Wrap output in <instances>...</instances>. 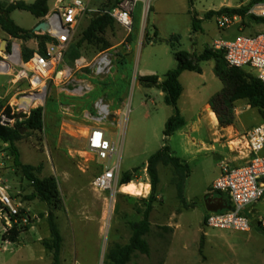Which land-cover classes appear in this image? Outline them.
I'll use <instances>...</instances> for the list:
<instances>
[{
  "label": "rangeland",
  "instance_id": "obj_1",
  "mask_svg": "<svg viewBox=\"0 0 264 264\" xmlns=\"http://www.w3.org/2000/svg\"><path fill=\"white\" fill-rule=\"evenodd\" d=\"M21 1L30 4L34 0H0V3L8 6ZM84 1L89 2L91 8L106 13L112 11L119 0ZM252 1L155 0L150 10L142 4L138 6L131 33L115 22L112 28L97 33L90 41L84 39V34L93 16L83 21L68 50L65 67H75L76 61L72 60L75 50L79 54L77 60L84 59L89 64L100 54L109 52L113 59L110 73L97 76L93 67L84 68L69 82L47 83L46 99L38 106L44 109L43 131L25 130L23 138L15 144L20 162L35 167L34 174L38 178L54 176L58 181L63 201L55 214L64 238L62 264H109L110 249L129 243V224L141 220L143 214L139 211L144 212L149 204L152 205V232L146 239L151 254L136 253L129 264H264V233L257 225L250 232L208 228L203 201V196L222 172V162L229 159L226 149L216 144L214 150L210 143L218 138L224 141L244 136L264 122V110L252 109L246 101L237 102L234 125L222 127L208 106L224 87L214 73L215 62L201 63L202 74L185 72L181 75L184 92L179 109L186 126L169 138L168 145L172 155L190 166L185 185L189 205H182L177 198L174 169L162 164L158 166L160 184L156 198L150 203L151 185L146 166L149 158L164 145L166 123L174 115V109L165 104L159 89L145 87L139 82L140 77L152 75L163 80L169 71L176 69L175 51L201 55L206 49H214L216 41H235L239 37L263 33L264 23H258L247 12L239 15L242 20L233 26L220 28L218 25V11L249 9ZM53 6L51 1L49 9ZM208 13L213 16L207 18ZM193 16L198 20L196 30ZM11 17L18 26L33 33L41 23V19L23 11H15ZM156 29L159 35L154 38ZM147 37H151V42ZM34 41L36 47L27 48L24 40L12 38L1 30L0 53H11L16 44L24 59L27 51H39L38 42ZM107 47L109 49L105 50ZM1 74L0 91H7L11 88V78ZM80 83H87L89 91L75 93ZM19 90L14 87L6 101L13 98L12 102L17 103L20 93H29L26 83L20 85ZM100 99L120 115L115 127L93 120L95 103ZM98 126L107 129V135L122 151L120 179L123 173L136 169L133 183L141 185L142 195L118 193L115 202L109 203L110 193H99L93 188L94 179L104 168L98 160L86 155V136L91 128ZM238 131L246 133L239 135ZM1 179L9 187L10 195L24 207L32 208V224L43 216L44 210L48 211L47 205L39 200H28L34 192L32 184L15 166L9 144L0 141ZM147 185L150 188L147 189ZM38 226L41 230L38 228L25 235V241L37 242L39 236L49 233L47 221L40 219ZM163 227H170L173 233ZM1 239L0 235L2 249ZM26 261L30 260L26 258Z\"/></svg>",
  "mask_w": 264,
  "mask_h": 264
},
{
  "label": "built area",
  "instance_id": "obj_2",
  "mask_svg": "<svg viewBox=\"0 0 264 264\" xmlns=\"http://www.w3.org/2000/svg\"><path fill=\"white\" fill-rule=\"evenodd\" d=\"M20 1V0H17ZM155 0H119L117 6L106 12L114 21L129 33L134 27L135 13L139 5L150 10ZM84 0H57L48 14L41 20L46 23L47 31L36 32L40 36H48L51 41L46 44L45 55L34 52L29 61H24L21 49L13 44L11 53H0V73L11 78V88L0 91V125L15 129L23 125L31 112L44 102L47 94V83L69 82L77 71L93 67L97 76L110 73L113 66L109 52L100 54L92 64L84 59L76 60L75 67H65V58L73 38L83 21L99 13ZM253 18L264 19V3L253 4L247 11ZM239 15L221 14L218 17L220 28H227L240 22ZM130 49V45L126 43ZM215 50L225 53L226 61L232 68L250 70L264 83V32L250 37H239L235 41H216ZM30 65L26 68L23 64ZM26 83L29 93L18 94L17 103L6 99L9 92ZM20 91V90H19ZM89 91L87 83H80L75 93ZM6 92V93H4ZM37 97L29 104L30 97ZM96 116L93 120L100 125L116 126L119 114L111 111L102 99L95 103ZM102 126L91 128L86 136V155L98 160L104 170L94 179L93 188L99 193H110L111 203L115 202L118 193H122L120 172L122 151L107 135ZM240 156L244 157L242 165L222 166L219 178L212 185V191L220 192L230 199L232 210L225 213H209L205 218L208 228L231 232H250L254 225L264 233V122L244 136ZM7 145V144H4ZM234 152H238L236 149ZM239 153V152H238ZM112 211V209H111ZM30 209L9 194V187L0 180V235L4 237L15 228L29 226L33 222Z\"/></svg>",
  "mask_w": 264,
  "mask_h": 264
},
{
  "label": "trees",
  "instance_id": "obj_3",
  "mask_svg": "<svg viewBox=\"0 0 264 264\" xmlns=\"http://www.w3.org/2000/svg\"><path fill=\"white\" fill-rule=\"evenodd\" d=\"M262 0H253L251 5L256 4ZM49 0H37L36 2L29 4L24 1L13 3L11 5H4L0 3V28L8 36L21 39L24 41L37 40L39 45V52L45 55L46 44L51 41L48 36H40L35 32L27 31L18 26L11 18V14L15 11H23L29 13L36 19H43L49 12L48 7ZM192 3V1H190ZM118 4V3H117ZM117 6V5H116ZM248 11L246 9H230L224 8L218 11L216 14H229V15H243ZM215 14V13H214ZM213 16V13H208L207 18ZM258 23H264V19L253 18ZM198 20L193 16V27L196 30V24ZM114 19L110 17L103 10L99 13H95L92 17L91 24L84 34V39L87 41L96 37L97 33H103L108 28L114 26ZM159 35L158 31H154V38ZM151 42V37H147ZM107 47L105 50H108ZM33 51H27L24 57V61H29L33 56ZM67 56V55H66ZM174 56L178 62L176 69L169 71L164 79L161 80L159 76H144L139 78V82L148 88H157L164 93V102L166 105L174 109V115L169 118L166 123L164 131V145L154 155H152L147 163L146 169L150 177L151 193L150 203L156 198L158 186L160 184V177L158 166L160 164L164 166H171L174 169V173L177 176L176 188L177 198L179 202L187 206V200L185 198V185L190 176V166L187 163L174 155L168 145L169 138L178 131L182 130L186 126V119L183 117L179 109V101L183 94V86L180 82V77L184 72H195L202 74V68L200 66L203 62L214 61V73L217 78L223 83L224 87L216 94L210 101L214 114L217 115L219 123L222 127H230L235 123V104L240 101L248 102V105L252 109L264 110V83H262L251 71L248 69L232 68L228 65L225 57V53L222 50L206 49L201 55L192 54L186 51H175ZM79 58L78 51H74L72 60L73 62ZM66 60V58H65ZM44 109L39 107L31 112L29 119L24 125L18 126L15 129H9L0 125V141L4 144H9L14 154V164L16 167L22 170L24 177L32 184L33 193L28 197L29 201L39 200L48 207L47 221L50 231V238L43 241L45 249L52 254V264H62L61 252L64 243L63 236L61 234L56 212L61 209L62 195L59 189V184L54 176L46 177L43 179L38 178L34 173L37 171L35 167L31 165H25L20 162L19 152L16 148V143L23 138L21 129L26 131H43L44 129ZM136 169L131 172L123 173L120 179V185L125 186L132 184L134 181V173ZM211 194L205 197V204L209 206L211 211L216 213H225L232 210V204L228 196L214 192L211 189ZM220 196L218 199H212V197ZM214 200H216L214 202ZM214 202V203H212ZM152 212V205L146 208L143 214V218L136 222L129 224L131 230V238L129 243L122 245H115L110 249L107 255V261L109 264H129L133 255L140 253L142 255H150L151 247L146 237L152 232V223L150 216ZM45 215L41 218H43ZM40 218V217H38ZM206 218V217H205ZM32 225V224H31ZM31 225L15 228L3 237V241L17 242L23 233L29 231ZM165 231L173 233L170 227H163Z\"/></svg>",
  "mask_w": 264,
  "mask_h": 264
},
{
  "label": "crops",
  "instance_id": "obj_4",
  "mask_svg": "<svg viewBox=\"0 0 264 264\" xmlns=\"http://www.w3.org/2000/svg\"><path fill=\"white\" fill-rule=\"evenodd\" d=\"M36 1L37 0H34L32 3L36 2ZM51 1H53L54 4H55L57 0H49V2H48V7L49 8H50ZM32 3H30V4H32ZM0 32H1V29H0ZM23 43H24V45L27 48H35L36 45H37V43L34 41V39L25 41ZM4 76H7V75H4ZM180 82H181V77H180ZM9 84H10V81H9ZM21 85L24 86V83H22ZM183 92H184V88H183ZM161 94L164 97V93L162 91H161ZM237 133L240 135V134H245L246 132H239L238 131ZM210 144L212 146L211 148L214 149V150L216 148L214 145L217 144V145H220V147L222 149H226L228 151L229 159L228 160L226 159L224 162H222V164L220 166L221 170H222V166L225 165V164H229L231 166H237V165H242V164L245 163V160L243 159L244 157L238 155V154L242 153L241 151H238V148H240L239 145L242 144V142L240 141L239 137L235 136L234 138H231V139H228V140H224V141H222L221 138H218V139H215V141L210 143ZM204 147L206 149H209L206 145H204ZM235 149L239 153L238 152L235 153L234 152ZM263 154H264V152H263ZM220 175H221V171H220L219 176ZM219 176L217 178H219ZM213 183L211 184V186L209 187L208 191L203 196V201H205V197L207 195L211 194L210 192H211ZM122 193L126 194L124 192H122ZM9 194H10V192H9ZM126 195H130V194H126ZM11 196L13 197V195H11ZM134 196H136V195H134ZM219 197L220 196L217 195L216 197H212V199H218ZM13 198L16 199L15 197H13ZM215 201L216 200H214V202ZM214 202H212V203H214ZM193 204H195V203H193ZM187 205H189L188 202H187ZM204 207H205V211H206L205 212V217L209 213L213 212V211H211V209L209 208V206L207 204H204ZM46 208H47V206H46ZM28 209L31 210L32 208L28 207ZM43 213H44L45 216L43 218L36 219V222L31 225L29 231L26 232V233H23L20 236V238L18 239L17 242H8V241H3L1 239V242L3 244H1L2 249L0 248V261H3V264H35V263H38V264H52L53 260L50 258L51 253H49L45 249V247L43 246V241L44 240H48L50 238V231H49L48 234H43L42 236H39L37 242H35L34 240H31V239L29 241H25V239H24V236L29 234L30 232H33V231L35 232L38 228H39V230H41V227L38 226L39 225V221H40V219L47 221V215H46L47 210H44ZM26 258L28 260H30V261L27 262Z\"/></svg>",
  "mask_w": 264,
  "mask_h": 264
},
{
  "label": "bare ground",
  "instance_id": "obj_5",
  "mask_svg": "<svg viewBox=\"0 0 264 264\" xmlns=\"http://www.w3.org/2000/svg\"><path fill=\"white\" fill-rule=\"evenodd\" d=\"M26 68H30V65L28 64H23ZM2 64H0V70H1ZM37 99V97H30L28 100V103L30 104L32 102L33 99ZM213 118L216 119V115L213 113L212 114ZM240 148H238V151H241V146L239 145ZM146 188H150L149 185L146 186ZM146 191V190H145ZM122 192L126 193V194H130V195H136V196H140L142 195V187L141 185H137L135 183L129 184V185H125L122 187Z\"/></svg>",
  "mask_w": 264,
  "mask_h": 264
},
{
  "label": "water",
  "instance_id": "obj_6",
  "mask_svg": "<svg viewBox=\"0 0 264 264\" xmlns=\"http://www.w3.org/2000/svg\"><path fill=\"white\" fill-rule=\"evenodd\" d=\"M47 25L46 23L41 22L35 29V32H40V31H47ZM25 129H21V134L23 135V132Z\"/></svg>",
  "mask_w": 264,
  "mask_h": 264
}]
</instances>
